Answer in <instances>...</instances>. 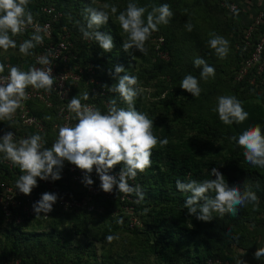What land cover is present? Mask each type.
<instances>
[{
	"label": "trees",
	"instance_id": "obj_1",
	"mask_svg": "<svg viewBox=\"0 0 264 264\" xmlns=\"http://www.w3.org/2000/svg\"><path fill=\"white\" fill-rule=\"evenodd\" d=\"M129 2L29 0L26 12L41 21L48 19L40 12L42 7L52 6L61 13L59 21L53 24L51 39L43 40L54 44L58 35L68 34L75 59L67 64L60 63L59 70H81V73L75 70L79 73V81L68 84L70 99L76 96L82 104H93L102 113L107 112L112 99L117 101V106L126 108L118 94L108 92L102 85L110 87L116 82L109 74L115 65H122L129 75L138 78L137 87L141 91L134 106L153 120L152 131L158 141L168 140L167 145L158 143L152 149L151 166L135 177L144 198L140 200L133 192L127 194L131 201L121 202L123 193L116 188L112 197L97 194L94 197L96 210L91 213L57 208L46 219L42 213L30 219L23 216L19 224L14 222L15 215H20L19 210L14 211L9 222H4L0 214V260L19 259L20 264H206L209 260H218L219 264H236L231 255L238 250L248 259L246 264H255L258 260L254 252L264 247V168L246 162L243 149L230 139L255 125H259L264 134V70L258 75L253 68L240 81L236 80L237 72L249 55V51L237 50L236 46L242 45L244 31L251 21L241 24L239 12L232 14L226 9L231 0H131L147 9L145 20L147 12L163 3L169 4L173 16L167 25H158L159 30L152 32L145 43L146 55L134 49L126 53L122 43L127 37L116 15ZM104 3L116 5L118 9L117 14L110 13L109 21L98 29L111 35L114 47L110 52H103L95 41L84 39L80 32L81 25L85 24L84 9L99 8ZM189 23L191 31L186 29ZM263 26L264 22L255 29L251 44L257 41ZM212 33L229 42L225 58H220L208 45ZM32 35L27 30L11 36L17 47L10 49L17 52L8 56L9 65L27 69L36 64L35 58L41 52L38 44L30 49L29 55L19 52V45ZM158 38L163 39L159 49L167 53V61L160 60L155 52ZM179 44L189 53V58L183 66L177 67V62L183 61L178 56ZM193 53L215 69L214 77L207 78L208 84L200 76L201 68L193 64ZM4 72H8V68ZM188 74L196 77L204 89L199 96H192L179 86ZM81 87L88 93L87 100L75 94ZM146 88H151L148 92L155 100L151 105L145 101ZM92 90H104V95ZM217 92L240 100L248 113L247 119L242 123L223 124L213 111L219 96L216 95L213 102L209 100ZM51 100L52 108L37 101L27 103L31 113L44 124L45 147L52 145L58 133L54 125L57 106L61 103L55 96ZM154 111L159 114L155 115ZM48 116L51 119H45ZM73 121L76 123L75 117ZM122 167L123 164H117L112 172L119 173ZM214 167L230 187L237 186L242 192L254 191L258 203L237 206L236 215L213 212L209 222L189 216L184 202L190 193L178 192L175 181L215 179L211 175ZM20 175L19 166L8 170L0 164L3 181L15 186ZM44 192L56 193L58 199L66 194H77L72 184L61 182L55 192L40 191ZM207 195L213 197L215 194L209 192ZM124 205L132 207L129 213L123 211ZM132 215L138 222L133 227L130 226ZM107 236L114 239L108 242ZM261 259L259 264H264V258Z\"/></svg>",
	"mask_w": 264,
	"mask_h": 264
},
{
	"label": "clouds",
	"instance_id": "obj_2",
	"mask_svg": "<svg viewBox=\"0 0 264 264\" xmlns=\"http://www.w3.org/2000/svg\"><path fill=\"white\" fill-rule=\"evenodd\" d=\"M28 2L29 0H0V49L4 51L9 48L15 49L17 44L11 36L20 34L27 25L33 24L32 14L26 12ZM117 11V6L109 3H104L99 8H85V24L80 27L82 37L95 41L103 52H110L114 47L111 35L98 29L109 21L110 13L115 15ZM146 11L145 7L138 6L130 0L126 8L116 15L119 27L127 37L122 43L124 52L129 53V50L134 49L146 55L145 43L152 32L159 30L158 25H167L173 16L167 3L147 12L145 20ZM186 29L191 31L192 25L187 24ZM41 31L43 29L35 26L31 38L19 45L21 54L29 55L30 49L43 43ZM210 35L212 38L208 41V45L220 58H225L229 51V42L215 33ZM37 63L48 67H30L27 71H23L9 65L8 74L0 75V121L12 120L17 109L22 107V101L28 99L25 91L28 86L37 90L52 91L54 83L51 74L52 62L45 55L38 57ZM193 64L201 68L202 79L214 77L215 69L203 58H195ZM4 71L5 65L0 64V73ZM109 74L116 82L110 87L107 85L102 87L107 88L110 93L118 94L127 105L126 108L117 106V101L112 99L109 101L107 112L102 113L96 107L82 104L81 99L75 96L69 100L67 109L75 114L76 123L58 125L57 137L50 147H45L46 142L40 134H31L19 141L14 140V133L11 131L0 136V153H3L13 164L18 165L23 173L15 182L20 193L29 195L37 186V178L52 181L61 179L60 172L64 161H67L84 172L82 182L85 186L93 184L89 174L95 168L100 180V188L104 192H112L115 186L118 191L125 194L134 192L140 200H143L144 193L141 187L130 186L128 180L135 179L138 172L142 173L149 168L152 163V149L158 143L161 146L167 145L168 140L158 141L152 131L153 120L146 113L137 111L134 106V101L141 91L137 87L138 78L129 75L122 65H115L114 71L110 69ZM179 86L192 96H199L201 92L197 78L191 74L185 75ZM88 98L87 92L82 94V99ZM213 111L225 125L233 122L242 123L248 117L242 102L232 95L219 96ZM230 139L236 141L243 149L246 162L264 168V134L259 125L248 128L238 137L234 135ZM117 164H123L124 167L116 176L109 174ZM211 175L215 176V179L201 182L196 180L181 182L179 179L175 181L178 192L190 193L184 202L189 216L195 215L197 220L209 222L213 219V212L220 215L225 213L236 215L237 206L258 203L254 191L249 189L242 192L237 186L230 187L217 168L211 169ZM209 192L215 195L210 197L207 195ZM57 199L56 193L41 194L40 199L32 205L36 216L51 212ZM200 201L203 203H199ZM113 239V236L106 237L108 242ZM253 255L255 259L262 260L264 247H259ZM236 264H246V261L237 258Z\"/></svg>",
	"mask_w": 264,
	"mask_h": 264
},
{
	"label": "built area",
	"instance_id": "obj_3",
	"mask_svg": "<svg viewBox=\"0 0 264 264\" xmlns=\"http://www.w3.org/2000/svg\"><path fill=\"white\" fill-rule=\"evenodd\" d=\"M226 9L232 14L237 13V7L235 4H229L226 6ZM40 12L47 16V20H38L33 18V24L27 25L24 31L29 30L31 33L35 32V26H39L43 31L41 35L45 39H51L53 32V24L57 23L61 18V13L57 11L54 7H42ZM264 22V0L261 2L260 10L257 11L256 15L252 18L251 23L244 31L243 43L242 45H237L236 49L243 52L249 51L247 59L244 61L243 66L239 69L236 75V80L240 81L244 76L248 75L249 71L253 68L256 69L257 74H261L264 70V26L263 32L258 36L257 41L254 44H251V36L254 33L255 29ZM68 34L58 35L57 41L54 44L45 43L43 40L42 44H38L41 52L35 58V65L32 67L36 68H46L48 66L41 65L37 63L38 57L48 56L52 68V76L54 77V83L52 86V91H46L44 89H33L31 86H28L25 91L28 95V99L22 101V107L17 109L12 120H3L0 121V136H3L5 132L11 131L14 133V140L19 141L21 138H26L31 134H40L43 136L45 134L44 124L42 121L33 115L27 106V103L30 101H37L46 106V108H52V96H55L61 103L57 106L56 119L57 123L54 125V128L58 129V125H72L74 124L73 118L75 114L70 112L67 109V104L69 103L70 87L69 83L78 82L80 79L79 73L80 69L74 68L72 71L59 70V64H67L70 59H75L74 54L70 50V43L68 42ZM163 44V39L158 38L156 41L155 52L157 56L165 60L168 59L167 53L160 50L159 48ZM5 68H8L7 65ZM23 71H27L29 68H20ZM77 69V72L75 70ZM8 72L0 73V75L6 76ZM100 96L104 95V90H92ZM93 106V104H88ZM8 124V126H7ZM16 125V127H15ZM14 127V128H13ZM45 141V140H44ZM0 164H3L7 167L8 170L18 166L13 164L10 160L5 158V155L0 156ZM23 173L21 172V175ZM111 175L116 176L118 173H113L112 169L110 170ZM61 179L52 181V180H40L37 178V186L34 187L29 195H24L20 193L16 186H13L10 183H7L1 179L0 176V214L4 222L11 221L14 216V211L19 210L20 215H15L14 222L19 224L23 216L26 219H30L36 215L32 209V205L40 199L42 193L40 191L44 190H57L58 182L63 184H72L77 194L69 195L66 194L61 198L57 199L56 203L53 205V210L49 213H42V217L46 219L54 210L57 208L62 209L63 211H86L88 213L94 212L96 206L94 204V197L97 194L102 193L106 197H112L115 194L116 187H113L112 192L106 193L100 188V180L95 172V168L89 174L90 178L93 180V184L90 186H85L83 181L84 172L71 163L64 161L63 167L60 172ZM128 183L130 186L135 187L137 182L135 179H129ZM41 188V189H39ZM44 189V190H43ZM39 190V191H38ZM121 202L131 201L130 196L123 193L120 196ZM124 212L129 213L132 209L131 206L124 205L122 206ZM137 219L131 217L130 226L133 227L137 225ZM0 264H20L19 259H6L0 260ZM206 264H219V261H207Z\"/></svg>",
	"mask_w": 264,
	"mask_h": 264
},
{
	"label": "crops",
	"instance_id": "obj_4",
	"mask_svg": "<svg viewBox=\"0 0 264 264\" xmlns=\"http://www.w3.org/2000/svg\"><path fill=\"white\" fill-rule=\"evenodd\" d=\"M263 0H231L230 4H235L237 7V11L239 12V22L241 24H245L254 17V15L257 13V11L260 9L261 2ZM17 51L13 49H8L7 51H4L3 49H0V64L9 65L7 63L8 56L16 54Z\"/></svg>",
	"mask_w": 264,
	"mask_h": 264
},
{
	"label": "rangeland",
	"instance_id": "obj_5",
	"mask_svg": "<svg viewBox=\"0 0 264 264\" xmlns=\"http://www.w3.org/2000/svg\"><path fill=\"white\" fill-rule=\"evenodd\" d=\"M179 36H182V35H179ZM183 36H184V35H183ZM17 55H18V54H17ZM167 56H168V55H167ZM178 56L181 57L183 61L177 62L176 66H177V67H178V66H183L184 62H186V61L188 60V58H189V53H187L186 49L183 47L182 44H179ZM20 57H23V56H20ZM192 57L197 58V55H196L195 53H193V54H192ZM158 58H159V57H158ZM159 59H160V58H159ZM160 60H162V59H160ZM167 60H169V56H168V59L166 58L165 60H162V61H167ZM182 63H183V64H182ZM206 80H207V81H205V83L208 84V83H209V79H206ZM199 84H200V83H199ZM84 87L86 88V86H84ZM84 87L79 88L75 94H76L77 96H82L83 92H84V93L86 92ZM199 87H200V89H201L200 94H202L204 89L201 88L202 86H199ZM149 90H151V88H146V91H144V92H145V101H146V104L151 105V103H153L155 100H154L153 98H151L152 96H151V93L148 92ZM218 90H222V89H218ZM220 94H221V92H217V93H215V94L213 95V97L211 96V98H209V100H211V102H213L212 100L215 98V96H216V95L221 96ZM211 102H210V103H211ZM154 112H155V115H158V114H159L158 111H154ZM81 239H82V238L79 237V240H81ZM235 251H236V252H235ZM98 252H99V250H98ZM114 256H115V255H113V257H114ZM231 256H232L233 259H234V258H235V259L240 258V259L243 260V261H247V260H248L247 258H244V255H242L240 252H238V250H234V252H233V254H232ZM262 260H263V259H262ZM256 261H257V260H256ZM256 261H254V262H256ZM260 261H261V260H258L255 264H259ZM249 262H250V260H249ZM223 264H232V263H228V262H226V263H223Z\"/></svg>",
	"mask_w": 264,
	"mask_h": 264
}]
</instances>
